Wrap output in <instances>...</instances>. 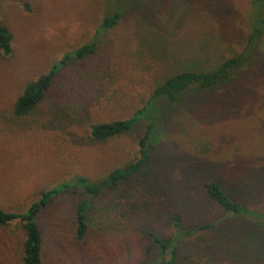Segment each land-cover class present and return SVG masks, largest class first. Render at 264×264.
I'll return each instance as SVG.
<instances>
[{"label":"rangeland","instance_id":"1","mask_svg":"<svg viewBox=\"0 0 264 264\" xmlns=\"http://www.w3.org/2000/svg\"><path fill=\"white\" fill-rule=\"evenodd\" d=\"M261 3L0 0V22L11 34L12 49L7 57L0 54V209L22 212L41 191L74 175L95 181L136 160L143 125L102 142L91 140L90 127L129 118L173 75L212 70L240 54ZM114 12L121 16L99 37L95 53L58 73L33 114L13 117L12 105L26 83L89 42L102 18ZM141 178L137 213L119 219L118 211H110V231L91 242L92 251L78 247L75 257L63 255L67 262L80 257L79 264H142L149 246L142 228L173 236V213L185 228L216 221L221 211L201 188L208 180L260 214L245 225L248 243L262 249L259 261L264 259V33L227 85L182 96L152 144ZM104 206L97 201L91 216ZM2 232L0 264H14L16 247L4 246ZM197 254L191 253V261L203 259Z\"/></svg>","mask_w":264,"mask_h":264},{"label":"trees","instance_id":"2","mask_svg":"<svg viewBox=\"0 0 264 264\" xmlns=\"http://www.w3.org/2000/svg\"><path fill=\"white\" fill-rule=\"evenodd\" d=\"M259 9L255 12L246 45L240 54L225 59L212 70L185 71L173 75L157 85L145 103L129 118L90 127L91 140L102 142L128 134L143 125L142 135L137 140L136 160L112 169L95 181L83 175H74L41 191L38 199L22 212L0 209L4 246L13 250L16 247L12 259L14 264H79L83 258L67 262L63 255L75 257L78 247L92 251L91 242L110 231H107L110 211H118L116 217L119 219H128L131 212L137 213L135 203L139 182L151 159L152 144L157 135L169 125L173 109L182 96L198 95L223 87L231 81L236 71L245 66L249 52L255 50L264 33L263 3ZM120 16V12L105 15L89 42L64 54L48 72L26 83L12 105L13 117L24 118L33 114L42 104L57 74L72 61L94 54L99 37L113 28ZM11 51V34L0 22V54L7 57ZM201 188L205 197L220 209L222 217L212 223L185 228L178 214H169L168 220L174 231V235L169 237L142 228V234L149 241L146 260L142 264H185L186 261L188 264H212L217 260L226 264H264V259L259 261L262 249L248 243L251 230L245 225L252 218L259 219L260 214L239 204L216 181H204ZM122 199L126 201L122 202ZM100 200L105 206L99 211L100 215L94 218L91 216L92 210ZM241 223L245 226L240 227ZM254 232L260 233L258 230ZM184 252L187 253L181 255ZM193 252L203 257L199 263L191 261ZM50 254L53 255L52 261Z\"/></svg>","mask_w":264,"mask_h":264}]
</instances>
